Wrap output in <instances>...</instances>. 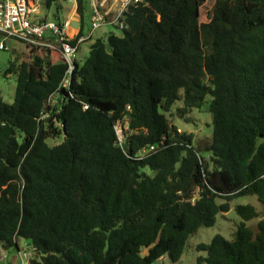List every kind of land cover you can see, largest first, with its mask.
Masks as SVG:
<instances>
[{
  "label": "trees",
  "instance_id": "16d2710c",
  "mask_svg": "<svg viewBox=\"0 0 264 264\" xmlns=\"http://www.w3.org/2000/svg\"><path fill=\"white\" fill-rule=\"evenodd\" d=\"M65 1L44 3L60 12ZM207 1L130 5L122 35L95 41L68 89L56 52L8 61L5 76L16 78L13 104L0 93L8 253L24 239L36 249L30 264L177 263L233 200L256 196L264 205V0H215L202 22ZM77 3L85 36L90 4ZM204 107L210 138L197 141L171 120L175 108L184 118ZM118 121L129 126L122 146ZM235 210L243 221L234 238L199 244L197 264H264V215L255 231L246 222L260 217L257 208Z\"/></svg>",
  "mask_w": 264,
  "mask_h": 264
},
{
  "label": "built area",
  "instance_id": "2783aa9c",
  "mask_svg": "<svg viewBox=\"0 0 264 264\" xmlns=\"http://www.w3.org/2000/svg\"><path fill=\"white\" fill-rule=\"evenodd\" d=\"M72 1H74V13L70 17L62 21H49L46 18H40L35 0H0V33L3 35L0 38V50H10L7 42L12 40L26 46L29 58L36 55L43 56L48 51L58 53L59 60L68 66L61 82V88L65 89H68L71 84V76L76 68L77 53L81 44L90 40L93 32L104 25L125 28V13L130 5L145 3V0H89L92 30L89 36H79L81 20L78 14V3L77 0ZM75 15L79 19H76ZM75 22H79V27L74 26ZM56 104H58V94L52 95L49 100L50 106L53 107ZM48 115L44 114L43 117L46 118ZM128 129L127 122L123 124L118 121L115 125L120 146L126 139L125 131ZM155 149V146L144 148L137 157L143 158ZM27 247L18 249L20 264H30L31 259L36 256V249L30 245ZM0 249H2L0 264H8L7 251L2 245Z\"/></svg>",
  "mask_w": 264,
  "mask_h": 264
},
{
  "label": "rangeland",
  "instance_id": "374dc122",
  "mask_svg": "<svg viewBox=\"0 0 264 264\" xmlns=\"http://www.w3.org/2000/svg\"><path fill=\"white\" fill-rule=\"evenodd\" d=\"M39 8L40 18H46L49 21H62L70 17L74 13V1L68 0L62 3L63 9L58 12L57 6L53 5L50 9H47L44 3V0H35ZM215 5V0H208L202 7L201 21L207 22L210 20V14ZM76 19H79L75 15ZM77 21V20H76ZM91 24L87 27L85 31V36H89L91 32ZM111 33L117 35H122V29L118 26L104 25L103 27L95 30L93 36L90 40L81 44L80 50L77 53V61L82 65L85 59L88 57L90 48L92 44L98 39H103L107 41L108 36ZM7 45L10 47V50L1 51L0 50V93L4 97V100L7 103L13 104L15 99L16 92V78L14 76H5V71L8 67V61L14 57L19 58H29V52L26 50V46L9 40ZM23 55V57H22ZM182 103L179 102L176 104V107L181 106ZM174 116L171 117V120L180 128V132H187L193 134L197 141L210 138L212 135V115L209 112L207 107L202 109H194L190 111L189 114L185 117L177 115L176 108L174 109ZM121 132V129H120ZM63 141V136L60 135L58 138L50 140V145H57ZM239 204H252L254 205L260 213V217L246 222L249 227L258 231V223L264 215V205L258 200L256 196H245L236 198L231 202V211L219 215L217 218L216 224L208 228L200 229L196 234L190 237L185 252L182 259L174 263L167 256L156 261L154 264H197V259L199 256L204 253L197 251V246L201 243H210L214 236L221 234L227 239H233L234 234L241 224L243 219L237 214L235 207ZM28 243L26 240L22 239L20 242L21 249L27 247ZM28 248V247H27ZM2 249H0V256L2 255ZM8 253V252H7ZM146 253V252H145ZM7 262L11 264H20L18 254L15 251L9 252ZM1 260V259H0Z\"/></svg>",
  "mask_w": 264,
  "mask_h": 264
},
{
  "label": "water",
  "instance_id": "95a60500",
  "mask_svg": "<svg viewBox=\"0 0 264 264\" xmlns=\"http://www.w3.org/2000/svg\"><path fill=\"white\" fill-rule=\"evenodd\" d=\"M74 26L79 27V22H75Z\"/></svg>",
  "mask_w": 264,
  "mask_h": 264
}]
</instances>
